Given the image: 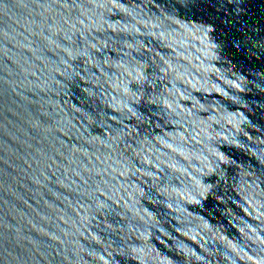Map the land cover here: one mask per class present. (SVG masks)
<instances>
[{
	"label": "water",
	"instance_id": "obj_1",
	"mask_svg": "<svg viewBox=\"0 0 264 264\" xmlns=\"http://www.w3.org/2000/svg\"><path fill=\"white\" fill-rule=\"evenodd\" d=\"M0 264H264V0H0Z\"/></svg>",
	"mask_w": 264,
	"mask_h": 264
}]
</instances>
